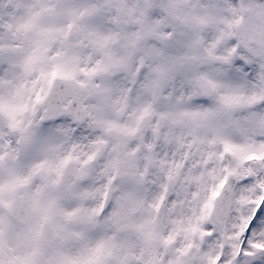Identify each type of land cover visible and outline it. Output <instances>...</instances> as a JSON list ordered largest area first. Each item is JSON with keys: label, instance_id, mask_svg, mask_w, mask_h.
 <instances>
[{"label": "snow or ice", "instance_id": "snow-or-ice-1", "mask_svg": "<svg viewBox=\"0 0 264 264\" xmlns=\"http://www.w3.org/2000/svg\"><path fill=\"white\" fill-rule=\"evenodd\" d=\"M0 264H264V0H0Z\"/></svg>", "mask_w": 264, "mask_h": 264}]
</instances>
